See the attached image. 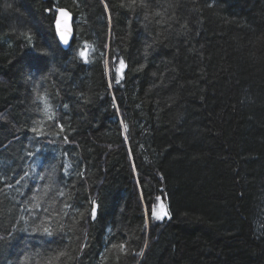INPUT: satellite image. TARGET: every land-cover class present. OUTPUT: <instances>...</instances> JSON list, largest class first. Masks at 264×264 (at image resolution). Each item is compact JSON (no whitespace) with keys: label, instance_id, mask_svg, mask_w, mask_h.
Returning a JSON list of instances; mask_svg holds the SVG:
<instances>
[{"label":"trees","instance_id":"16d2710c","mask_svg":"<svg viewBox=\"0 0 264 264\" xmlns=\"http://www.w3.org/2000/svg\"><path fill=\"white\" fill-rule=\"evenodd\" d=\"M144 3L0 0V264H264V0Z\"/></svg>","mask_w":264,"mask_h":264},{"label":"snow or ice","instance_id":"6c2138e0","mask_svg":"<svg viewBox=\"0 0 264 264\" xmlns=\"http://www.w3.org/2000/svg\"><path fill=\"white\" fill-rule=\"evenodd\" d=\"M133 4H135L136 0H132ZM141 6H145L146 4L144 3V0H141ZM58 13H59V18L60 20L63 21V27H60V20L57 21V29L59 31V35H60V40L64 43V44H68L69 43V35L71 33L70 28L68 27V18H69V13L63 9H57ZM157 15H159L160 13H156ZM26 38L30 41L31 40V36L27 35ZM87 45L85 46V49H87ZM79 55L85 59V61L87 62V52L86 50H81ZM125 64L123 62V60L119 61V66L116 69V83L119 84L120 80L123 78V69L125 68ZM41 103L43 104V113L44 115L47 117V119L51 120L54 119V112L52 111V106L48 101L47 96L42 95V94H38L37 97ZM65 108H67V105H65ZM37 125H39L40 122H34ZM61 130L63 131V127L61 126ZM33 132H36L37 134H41L42 133V128L39 126L33 127L32 128ZM67 140V138H65ZM61 195H63V193H61ZM159 200V197L157 198ZM93 203V208L91 210V215L92 218L95 219L96 217V207H95V201L92 202ZM68 205H66L67 207ZM36 207H39V205H36ZM152 216L154 217V219L156 220H163L165 217H167L169 215V213L165 210L164 205L161 203L159 206V211H157L155 208H153L152 210ZM34 232H42L43 234L47 235V236H52L54 234L53 229H51L49 226H37L36 228H33ZM0 239H3V237H0ZM86 246V245H85ZM113 249H118L120 252H125L126 251V245L124 243H121L119 245L113 244L112 245ZM143 253L141 252L140 255H142ZM67 254L63 251L58 252L56 254L55 257L50 258L47 261V264H56V262H58L62 257H65Z\"/></svg>","mask_w":264,"mask_h":264},{"label":"water","instance_id":"95a60500","mask_svg":"<svg viewBox=\"0 0 264 264\" xmlns=\"http://www.w3.org/2000/svg\"><path fill=\"white\" fill-rule=\"evenodd\" d=\"M60 9H63L65 11H67L69 13V18H68V27L70 28L71 30V33L69 35V43L68 44H64L61 40H60V35H59V31L57 29V21L60 20L59 18V13H57L56 15V20H55V31H56V34H57V37L59 39V41L61 42L62 46L65 48V49H68L71 44H72V41H73V38H74V25H73V22H74V15L73 13L68 9V8H65V7H62ZM60 27H63V21L60 20Z\"/></svg>","mask_w":264,"mask_h":264},{"label":"rangeland","instance_id":"374dc122","mask_svg":"<svg viewBox=\"0 0 264 264\" xmlns=\"http://www.w3.org/2000/svg\"><path fill=\"white\" fill-rule=\"evenodd\" d=\"M161 203L164 205L165 210L168 212V209H167L166 203H165L164 201H162V200H159V201H158L157 206H156V210L159 211V206H160ZM168 213H169V212H168ZM167 217H168V216H167ZM165 218H166V217H165Z\"/></svg>","mask_w":264,"mask_h":264},{"label":"bare ground","instance_id":"6f19581e","mask_svg":"<svg viewBox=\"0 0 264 264\" xmlns=\"http://www.w3.org/2000/svg\"><path fill=\"white\" fill-rule=\"evenodd\" d=\"M57 13H58V11H57ZM57 15V14H56ZM55 20H56V18H55ZM54 24H55V22H54ZM73 25H74V22H73ZM54 28H55V26H54ZM56 32V31H55ZM57 35V34H56ZM74 35H75V27H74ZM61 43V42H60ZM62 45V44H61Z\"/></svg>","mask_w":264,"mask_h":264}]
</instances>
